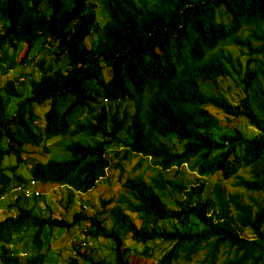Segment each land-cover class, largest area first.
Wrapping results in <instances>:
<instances>
[{
	"label": "trees",
	"instance_id": "obj_1",
	"mask_svg": "<svg viewBox=\"0 0 264 264\" xmlns=\"http://www.w3.org/2000/svg\"><path fill=\"white\" fill-rule=\"evenodd\" d=\"M0 75V264H48L74 227L57 264H132L131 241L156 264L264 262V0H0ZM108 171L102 208H73ZM213 175L262 198H203Z\"/></svg>",
	"mask_w": 264,
	"mask_h": 264
},
{
	"label": "rangeland",
	"instance_id": "obj_2",
	"mask_svg": "<svg viewBox=\"0 0 264 264\" xmlns=\"http://www.w3.org/2000/svg\"><path fill=\"white\" fill-rule=\"evenodd\" d=\"M97 14V18H99V21L104 22V20L106 19V14L104 12H102L101 10H97L96 11ZM44 39V38H42ZM46 51V50H44ZM243 57V56H242ZM243 60L245 62V59L243 57ZM242 60V61H243ZM23 72L26 73L28 71H30V67L29 66H25V67H19L18 69L14 70L11 74L9 72V75L11 76L12 74H14L15 76L18 75L19 72ZM8 75V76H9ZM3 83V76L0 75V84ZM26 91H28V89H25ZM231 90V94L233 96L236 95V93H239L242 95V92L240 91V89L235 88L234 86L230 87ZM40 111H42V108H39ZM233 125L235 127H238L246 136H252L255 134H258V131L253 128L252 126L246 124L244 121L242 120H235L232 122ZM25 136V140L27 143L30 142L28 136L26 133H24ZM28 150H33L34 146H29L27 148ZM5 163L8 162H12L13 159L12 157H7L5 160ZM138 161V157H134L131 162L129 163V168H131L134 164H136V162ZM25 165V164H24ZM140 170V169H139ZM20 172L22 173V170L20 168ZM110 171H108V176L110 175ZM115 174V172H112ZM113 175V174H112ZM192 175H195L193 172H189V178L192 179ZM109 182H106V180H102L101 182H99L97 184V186L91 190L88 193L85 194H81V195H76L75 197V201H74V205L73 208H78L79 205H81V207L84 210H87L89 212H94L95 210H100L102 208V203L101 200H105L108 199L112 194H114V192L116 191V189L118 188V184L116 182V177L109 176ZM206 181V185H205V189L202 193V197L203 198H207V197H212L213 196V189H214V185L215 183H219L221 185V187L224 188L226 193H233V192H239V193H243L242 194V199L244 202L249 203L250 200L248 198V195L250 194L252 198L254 199H259L262 198L261 194L258 193H249V192H244L243 189L241 188H237L235 186L232 185V181L230 180H225L222 179L221 177H217L215 175L211 176V177H207L205 178ZM50 188L47 189V191ZM66 190L61 189L60 192H58L57 190H55V193L53 196H49L47 201H48V205L50 206L51 209L53 210H57L59 214L62 213V208L60 207V205L58 204L60 199L65 200L64 194H65ZM50 194V193H49ZM80 197V198H79ZM59 199V200H58ZM57 201V203H56ZM262 203L264 204V198H262ZM58 204V205H56ZM109 204L106 206L108 207ZM37 207H44L43 204H39ZM8 213H11V215L15 214V211H7ZM7 212L3 211V204L0 205V218L4 217L6 214H8ZM44 214H47V210L44 211ZM104 217V216H103ZM106 217V216H105ZM105 226L107 229L111 228V222L110 219L106 218L105 219ZM248 234V233H247ZM62 236H64V240L63 242L61 241V239L56 238V234L53 232L49 238L50 242V250L46 256L45 262L48 264H57L62 262L64 259L66 260L68 258L69 254H72L73 252H70L69 250H67L65 247H67L68 244V235H74V236H78L79 232H78V227H74L72 228L68 234L65 233H61ZM56 239V240H55ZM102 244L107 243L106 241H99ZM130 243L129 245L132 248L136 249V254L135 255H131L130 257L132 258V264H156V258L159 256V251L155 252L153 258L148 259V258H144L143 256L139 255L137 252L141 251L142 246L141 245H134L131 242H127ZM64 244V248L60 249V247ZM90 246L93 247H97L98 244L96 242H93ZM164 246H168L167 243L163 244ZM106 247V246H104ZM103 247V251L105 250V248ZM60 249V250H59ZM21 252L23 253V251H20L19 253L21 254ZM134 254V253H133ZM29 255V254H24L21 255L22 257ZM202 252H200L198 255L194 256V260L192 262H190V264H199V261L202 259ZM219 262V261H218ZM218 262L216 264H218ZM264 264V262L262 263Z\"/></svg>",
	"mask_w": 264,
	"mask_h": 264
},
{
	"label": "clouds",
	"instance_id": "obj_3",
	"mask_svg": "<svg viewBox=\"0 0 264 264\" xmlns=\"http://www.w3.org/2000/svg\"><path fill=\"white\" fill-rule=\"evenodd\" d=\"M36 182L37 181H35L34 179H29L28 180V186H30V187H26V188L20 189L21 194L27 195V194H29L31 192V189L37 191L38 187L36 186ZM1 204H3V200H0V205ZM18 255H24V253L21 252V254L18 253Z\"/></svg>",
	"mask_w": 264,
	"mask_h": 264
}]
</instances>
